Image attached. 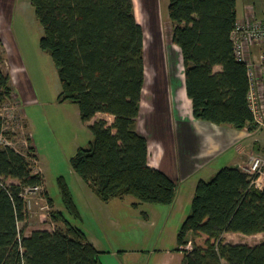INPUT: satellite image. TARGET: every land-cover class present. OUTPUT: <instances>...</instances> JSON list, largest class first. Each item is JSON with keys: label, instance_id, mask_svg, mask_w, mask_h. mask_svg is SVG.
<instances>
[{"label": "trees", "instance_id": "obj_1", "mask_svg": "<svg viewBox=\"0 0 264 264\" xmlns=\"http://www.w3.org/2000/svg\"><path fill=\"white\" fill-rule=\"evenodd\" d=\"M31 4L43 28L40 47L58 71L60 101L75 102L84 122L97 113L110 118L88 124L92 138L70 159L73 170L103 201L131 195L142 203L171 204L176 184L148 164L147 139L136 130L145 60L143 27L133 0ZM168 18L193 115L254 129L247 67L237 61L231 38L238 20L236 0H169ZM13 94L11 77L0 65V111ZM9 122L0 112V138L5 140L16 135ZM36 158L33 143L26 153L0 144V264H101V251L58 210L51 215L62 227L29 234L21 230L19 224L28 218L25 190L44 186L43 174L34 168ZM60 187L69 214L80 218L63 179ZM228 232L264 233V188L252 185L239 166L221 167L197 182L191 209L177 232L180 264H264V240L255 245L228 242L223 236Z\"/></svg>", "mask_w": 264, "mask_h": 264}, {"label": "rangeland", "instance_id": "obj_2", "mask_svg": "<svg viewBox=\"0 0 264 264\" xmlns=\"http://www.w3.org/2000/svg\"><path fill=\"white\" fill-rule=\"evenodd\" d=\"M158 1L159 3L157 0H136L135 11L136 18L143 27L145 73L149 76L148 90L150 89L152 95H155V92L159 94L164 89L160 84V74L172 69L174 74L179 76L183 68L179 49L171 42L169 0ZM42 34L43 28L36 18L31 0H0V65L3 71L10 75L14 92L0 112L10 121L8 128L16 133L10 140L1 137L0 144L8 143L26 153L28 146L33 143L38 157L34 160V168L41 171L44 177L43 187L29 190L26 194L28 218L19 224L21 230L26 234L36 228L53 230L58 226L62 227V223L56 222L51 215L58 210L73 225L85 229L88 234L93 233L90 236L104 243L107 250L115 249L119 253L118 244L126 247L123 257L127 254L128 259L134 260L132 264H154V260L161 258V248L165 245L172 249L173 253L182 256V251L177 249V231L173 234L175 227H180L173 226L175 219L153 216L156 227H142L128 221L133 210L130 206L122 205V213L109 211L115 216L113 219L116 222L112 226L109 218L104 219V214L90 203L94 198L91 188L73 170L70 161L77 149L86 147L91 140L92 135L88 128L90 122L81 120L79 107L75 102L60 101L58 98L61 90L60 79L50 54L40 47ZM155 76L156 82L153 81ZM163 78L165 79V75ZM106 117L110 120L109 116ZM23 124L24 128L21 127ZM255 133L251 137L257 136L258 141L252 142L261 146L264 138L260 133ZM28 137L32 138V142ZM60 179L65 181L67 190L79 210L78 219L69 214L64 203ZM180 187L178 186L177 191ZM182 190H185V184ZM155 206L165 208L168 205ZM185 207L189 213L191 204H185ZM159 212L162 214V209H159ZM126 219L127 224L123 225ZM239 234L240 243L246 242L249 245H255L264 239V233L263 237ZM139 237L144 244L141 242V246L133 247L130 238ZM151 251L154 252L152 260L150 256L146 257ZM131 253L133 256H130Z\"/></svg>", "mask_w": 264, "mask_h": 264}, {"label": "crops", "instance_id": "obj_3", "mask_svg": "<svg viewBox=\"0 0 264 264\" xmlns=\"http://www.w3.org/2000/svg\"><path fill=\"white\" fill-rule=\"evenodd\" d=\"M157 2L159 3L158 0ZM133 4L134 11H136V0H133ZM236 10L237 18L244 17L250 10L254 11L258 16H262L264 13V0H236ZM215 69L220 70L221 66H216ZM174 73L171 69L167 70L166 73L160 74V84L163 85L164 89L159 94L155 92V95H152L150 89L148 90L149 76L148 73L147 75L145 73L139 114L136 119L137 132L147 139L148 164L164 172L176 184L174 201L165 208H157L156 204L151 205L150 203L139 202L131 195L103 201L91 189L94 198L90 203L104 214V219L109 218V223L112 226L116 221L113 219L115 218L113 213L110 214L109 211L122 213V205L132 208L133 214L131 213L132 217H129L128 221H132L133 224L135 223L142 227H156V223H153V220H155L153 216H167L168 219L170 217L175 219L174 227L181 225L188 214L185 204H191L194 190L199 180L210 179L216 171L224 166L241 167L252 150L262 151L264 148V142H262L261 146H256L254 142L257 143V136L255 138L251 137L245 129H237L231 125H220L196 118L193 115L191 100L186 94L183 68L179 76ZM164 75L165 79L163 78ZM156 79L157 76H155L153 81L156 82ZM98 114L103 116L98 117ZM97 118L107 119L108 117H106V114L97 113L87 122L91 123ZM184 184L185 190H182ZM178 186L181 187L177 191ZM176 206L178 207L176 208ZM159 209H162V214ZM141 213H144V215H140ZM125 223L127 224V219L123 225ZM123 227L126 230L125 226ZM82 230L88 240L101 251V264L134 263V260L128 259L127 254L126 257H123L127 250L126 247H121L118 244L119 253L115 249L109 251L107 246L104 247V243L99 239L90 236L93 233L89 232L88 234L85 229ZM176 231L178 232V227H175L173 234ZM223 236L226 241L241 242L239 233L228 232ZM248 237H263V233L248 235ZM164 240L162 242L165 245ZM129 241L133 247L141 246L140 243L142 242L140 237L138 239L130 238ZM161 250V258L154 260V264L181 263L183 255H178L176 252L173 253V250L168 248L167 245L163 246ZM153 255L154 252L151 251L146 254V257L150 256V260H152ZM130 256H133L132 253Z\"/></svg>", "mask_w": 264, "mask_h": 264}, {"label": "built area", "instance_id": "obj_4", "mask_svg": "<svg viewBox=\"0 0 264 264\" xmlns=\"http://www.w3.org/2000/svg\"><path fill=\"white\" fill-rule=\"evenodd\" d=\"M231 38L235 57L245 63L249 79L248 105L255 127L246 130L251 136L258 132L264 138V13L258 16L250 10L244 17L238 18ZM240 168L250 175L252 185L264 188V151L252 150ZM38 188H27L25 199L29 190Z\"/></svg>", "mask_w": 264, "mask_h": 264}, {"label": "bare ground", "instance_id": "obj_5", "mask_svg": "<svg viewBox=\"0 0 264 264\" xmlns=\"http://www.w3.org/2000/svg\"><path fill=\"white\" fill-rule=\"evenodd\" d=\"M238 61V60H237ZM242 62V61H241ZM90 142V141H89ZM80 148V147H79Z\"/></svg>", "mask_w": 264, "mask_h": 264}]
</instances>
